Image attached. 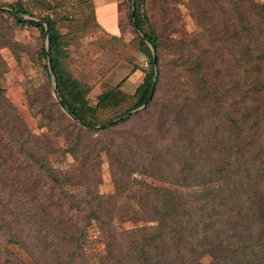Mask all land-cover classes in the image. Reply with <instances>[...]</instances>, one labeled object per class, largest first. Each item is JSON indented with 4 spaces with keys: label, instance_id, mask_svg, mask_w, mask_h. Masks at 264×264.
Wrapping results in <instances>:
<instances>
[{
    "label": "trees",
    "instance_id": "1",
    "mask_svg": "<svg viewBox=\"0 0 264 264\" xmlns=\"http://www.w3.org/2000/svg\"><path fill=\"white\" fill-rule=\"evenodd\" d=\"M131 1L148 68L133 94L121 82L94 104L89 85L63 68L67 36L51 17L56 0L39 2L51 14L36 21L22 18L30 13L23 7L10 8L15 22L42 36L47 30L41 54L56 105L79 125L62 124L74 160L68 170L53 166L44 135L14 129L17 154L0 151V224L20 238L14 245L25 250L26 264H202L206 257L209 264H264V1L233 0V22L224 11L218 27L227 55L216 58L196 40L189 61L169 58L140 10L145 0ZM153 84L147 108L127 116ZM102 157L109 195L97 189ZM10 160L25 161V170Z\"/></svg>",
    "mask_w": 264,
    "mask_h": 264
},
{
    "label": "rangeland",
    "instance_id": "2",
    "mask_svg": "<svg viewBox=\"0 0 264 264\" xmlns=\"http://www.w3.org/2000/svg\"><path fill=\"white\" fill-rule=\"evenodd\" d=\"M40 1L0 0V89L6 99L0 102V151L10 152L9 157H15L18 148L10 136L20 124L30 135H44L48 146L45 152L54 153L53 166L68 170L74 160L65 152L62 124L76 122L79 125V122L56 105L59 103L56 82L53 74L47 76L48 62L41 54L42 47L47 48L46 36L30 25L15 22L11 16L10 8L16 6L30 12L22 16L24 20L36 21L38 17L51 14L39 6ZM50 6L55 11L51 17L55 19L57 30L67 36L63 68L71 78L89 85L88 102L94 104L101 93L121 82L120 89L133 94L142 82L148 59L139 52L140 35L129 19L132 1L56 0ZM227 7L233 9V0H145L140 10L147 15L169 58L178 54L189 61L196 56L193 47L196 40L216 58L227 55L222 34L218 32L225 20L224 11L232 18ZM196 15L198 18L194 19ZM232 22L233 18L230 24ZM9 165L15 169L19 166L24 171L27 163L10 160ZM14 174L13 171L9 177ZM24 175L22 173L21 177ZM100 175L99 193L112 194L114 188L105 157H102ZM91 231L97 234V230ZM19 239L16 234L5 232L0 224V264L28 262L25 250L14 245ZM93 246L96 250L102 249L96 240ZM201 263L209 264L210 259L203 258Z\"/></svg>",
    "mask_w": 264,
    "mask_h": 264
},
{
    "label": "water",
    "instance_id": "3",
    "mask_svg": "<svg viewBox=\"0 0 264 264\" xmlns=\"http://www.w3.org/2000/svg\"><path fill=\"white\" fill-rule=\"evenodd\" d=\"M47 34H48V33H47V30H45V36H47ZM153 62H154V64H155V58L153 59ZM48 63H49V62H48ZM48 65H49V64H48ZM49 70H50V72H51L50 66H49ZM51 74H52V73H51ZM153 90H154V84L152 85L151 92H150V94H149V96H148L146 102H145L140 108H138L137 110H135V111H133V112L127 114V116L137 114V113L143 111L144 109H146L147 106L149 105L150 101H151L152 94H153ZM55 91H56V87H55ZM67 114H68V116H70V117L74 120V118H73L69 113H67Z\"/></svg>",
    "mask_w": 264,
    "mask_h": 264
}]
</instances>
